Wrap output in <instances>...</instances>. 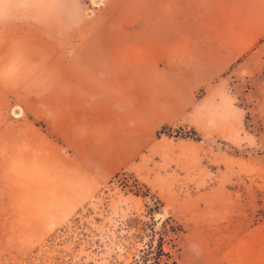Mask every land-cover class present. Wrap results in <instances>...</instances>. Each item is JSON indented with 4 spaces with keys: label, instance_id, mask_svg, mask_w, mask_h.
Wrapping results in <instances>:
<instances>
[{
    "label": "crops",
    "instance_id": "0c3cea01",
    "mask_svg": "<svg viewBox=\"0 0 264 264\" xmlns=\"http://www.w3.org/2000/svg\"><path fill=\"white\" fill-rule=\"evenodd\" d=\"M0 7V217L30 239L148 158L160 126L264 75V0ZM238 242L195 264H264L243 261Z\"/></svg>",
    "mask_w": 264,
    "mask_h": 264
},
{
    "label": "rangeland",
    "instance_id": "374dc122",
    "mask_svg": "<svg viewBox=\"0 0 264 264\" xmlns=\"http://www.w3.org/2000/svg\"><path fill=\"white\" fill-rule=\"evenodd\" d=\"M80 1L88 14L101 6L89 11L91 1ZM165 126L171 137H153L148 158L46 236L30 239L23 225L18 234L20 221L0 217V264H135L167 218L179 232L163 248L176 264L203 261L237 237L243 261H264V75ZM192 130L200 141L186 137Z\"/></svg>",
    "mask_w": 264,
    "mask_h": 264
},
{
    "label": "trees",
    "instance_id": "16d2710c",
    "mask_svg": "<svg viewBox=\"0 0 264 264\" xmlns=\"http://www.w3.org/2000/svg\"><path fill=\"white\" fill-rule=\"evenodd\" d=\"M171 128L167 126H163L157 133V137L161 135L171 137ZM186 137L193 139L195 141H200L199 136L195 131H188L186 133ZM118 175H116L113 179H116ZM147 194H144L143 197H147ZM160 231L162 232L160 235H157V240L149 242L146 245V249L152 250V252H147L145 254L142 251V257L136 261L135 264H176V262L172 259L169 253L164 251V237L171 236L172 238L177 235L179 230L177 229L175 223L171 218H167L160 226Z\"/></svg>",
    "mask_w": 264,
    "mask_h": 264
},
{
    "label": "built area",
    "instance_id": "2783aa9c",
    "mask_svg": "<svg viewBox=\"0 0 264 264\" xmlns=\"http://www.w3.org/2000/svg\"><path fill=\"white\" fill-rule=\"evenodd\" d=\"M91 2L90 5H88L89 11H93L94 9H96L98 6H100V0H90ZM19 112V111H17Z\"/></svg>",
    "mask_w": 264,
    "mask_h": 264
}]
</instances>
